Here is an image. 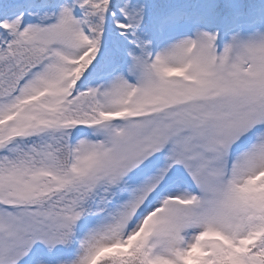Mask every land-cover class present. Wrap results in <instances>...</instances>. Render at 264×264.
Returning <instances> with one entry per match:
<instances>
[{
    "label": "snow or ice",
    "instance_id": "obj_1",
    "mask_svg": "<svg viewBox=\"0 0 264 264\" xmlns=\"http://www.w3.org/2000/svg\"><path fill=\"white\" fill-rule=\"evenodd\" d=\"M0 264H264V0H0Z\"/></svg>",
    "mask_w": 264,
    "mask_h": 264
}]
</instances>
